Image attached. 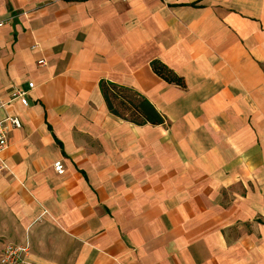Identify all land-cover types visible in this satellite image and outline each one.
Here are the masks:
<instances>
[{"label": "crops", "instance_id": "1", "mask_svg": "<svg viewBox=\"0 0 264 264\" xmlns=\"http://www.w3.org/2000/svg\"><path fill=\"white\" fill-rule=\"evenodd\" d=\"M102 80L165 124L112 114ZM0 101V252L264 264V0H0Z\"/></svg>", "mask_w": 264, "mask_h": 264}, {"label": "trees", "instance_id": "2", "mask_svg": "<svg viewBox=\"0 0 264 264\" xmlns=\"http://www.w3.org/2000/svg\"><path fill=\"white\" fill-rule=\"evenodd\" d=\"M151 67L166 82L185 87L184 79L162 61L154 60ZM100 88L109 111L122 120L138 126L165 124L164 116L137 90L106 80L100 82Z\"/></svg>", "mask_w": 264, "mask_h": 264}, {"label": "built area", "instance_id": "3", "mask_svg": "<svg viewBox=\"0 0 264 264\" xmlns=\"http://www.w3.org/2000/svg\"><path fill=\"white\" fill-rule=\"evenodd\" d=\"M44 62H41L43 64ZM30 88H33V84L29 85ZM12 99L21 100L24 106L28 105V100L26 97V92L20 90H13L11 93ZM1 106V101H0ZM10 123L14 124L16 127H20L21 123L16 119H9ZM8 141L6 138V129L4 125V121L0 120V158L3 152L7 149ZM6 165L4 163L1 164L0 170H4ZM55 171L63 175L65 173V168L62 162H56L54 165ZM30 252V244L27 242L26 244L15 245L8 244L4 247V249L0 252V264H21L26 263L25 257Z\"/></svg>", "mask_w": 264, "mask_h": 264}]
</instances>
